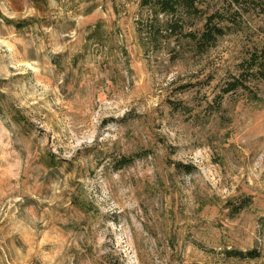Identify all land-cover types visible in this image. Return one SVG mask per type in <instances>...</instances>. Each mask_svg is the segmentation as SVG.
<instances>
[{"label":"rangeland","instance_id":"1","mask_svg":"<svg viewBox=\"0 0 264 264\" xmlns=\"http://www.w3.org/2000/svg\"><path fill=\"white\" fill-rule=\"evenodd\" d=\"M141 1L0 0V264H264V13L197 54Z\"/></svg>","mask_w":264,"mask_h":264},{"label":"trees","instance_id":"2","mask_svg":"<svg viewBox=\"0 0 264 264\" xmlns=\"http://www.w3.org/2000/svg\"><path fill=\"white\" fill-rule=\"evenodd\" d=\"M209 0H142L141 7L149 12V26L146 37L150 43L159 39L168 40L181 36L192 44L195 53H204L213 47L219 37L226 33V29L238 26L239 19L249 10L264 13V0H212L221 2L220 7L211 12L204 9ZM190 20H202L201 28L197 32H185ZM262 46L243 61L241 68L254 78L259 75L264 78V27L262 28ZM242 81L233 78L223 89L224 94L242 88ZM229 257L254 259L255 251H227Z\"/></svg>","mask_w":264,"mask_h":264}]
</instances>
